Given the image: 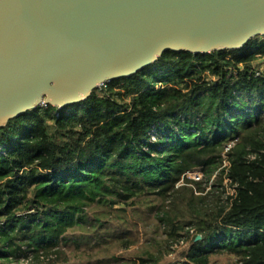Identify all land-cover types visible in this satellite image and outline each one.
I'll list each match as a JSON object with an SVG mask.
<instances>
[{
    "label": "trees",
    "instance_id": "trees-1",
    "mask_svg": "<svg viewBox=\"0 0 264 264\" xmlns=\"http://www.w3.org/2000/svg\"><path fill=\"white\" fill-rule=\"evenodd\" d=\"M263 57L264 36L167 51L84 102L0 121V264H110L142 237L128 264H163L181 242L166 264H264ZM153 214L163 243L143 232Z\"/></svg>",
    "mask_w": 264,
    "mask_h": 264
},
{
    "label": "water",
    "instance_id": "water-1",
    "mask_svg": "<svg viewBox=\"0 0 264 264\" xmlns=\"http://www.w3.org/2000/svg\"><path fill=\"white\" fill-rule=\"evenodd\" d=\"M264 0H0V121L84 102L165 52L239 50Z\"/></svg>",
    "mask_w": 264,
    "mask_h": 264
},
{
    "label": "rangeland",
    "instance_id": "rangeland-1",
    "mask_svg": "<svg viewBox=\"0 0 264 264\" xmlns=\"http://www.w3.org/2000/svg\"><path fill=\"white\" fill-rule=\"evenodd\" d=\"M110 83V82H109ZM108 83V84H109ZM230 191V189H229ZM152 219H151V224L149 226H147L146 228L143 229V232L145 233V236L148 238V240L151 239H157L160 243L164 242V234H163V230L161 231V235L156 236L155 234V229H156V224H158V220L155 216V214L152 215ZM143 243H146V239L142 237L141 241L132 247H129L127 249H123V250H119L116 252V256L118 258V261H114V263H110V264H128V262L130 260H134L137 255L142 253L143 250ZM153 243V241H152ZM190 244L191 243H180L177 246L173 247V251H168L165 250L163 252V256H164V261L163 264H166L168 262H174L177 261L180 257V255L185 251L188 250L190 248ZM163 246L165 247V244H163ZM161 247H159L158 245L155 246L154 248V252L157 249H160ZM234 258L231 257H220L218 259L219 264H233Z\"/></svg>",
    "mask_w": 264,
    "mask_h": 264
},
{
    "label": "built area",
    "instance_id": "built-area-1",
    "mask_svg": "<svg viewBox=\"0 0 264 264\" xmlns=\"http://www.w3.org/2000/svg\"><path fill=\"white\" fill-rule=\"evenodd\" d=\"M255 69H256V75L257 76H260V77H264V57L263 58H260L259 60L255 61ZM240 67L241 69H244L245 68V63H242L240 64ZM40 105H47L45 104V102L43 101ZM62 108V107H60ZM60 113L57 112V116H59ZM155 136L152 137V141L155 140ZM235 146V143L234 142H231L229 145H227L226 149H225V152L223 153L222 155V158H223V162H224V167L228 169L231 167V162H230V158H229V152L230 150H232ZM186 177L188 178H192L194 180H201L203 178V173L201 172H192V173H188L186 175ZM225 183L229 184V189H230V194L231 195H236V189L235 188H232L231 187V181L229 179H226L225 180ZM31 260H27V261H24L23 264H27L29 263Z\"/></svg>",
    "mask_w": 264,
    "mask_h": 264
}]
</instances>
